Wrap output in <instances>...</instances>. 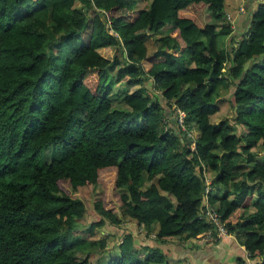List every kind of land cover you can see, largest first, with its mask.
Instances as JSON below:
<instances>
[{
    "label": "trees",
    "instance_id": "obj_1",
    "mask_svg": "<svg viewBox=\"0 0 264 264\" xmlns=\"http://www.w3.org/2000/svg\"><path fill=\"white\" fill-rule=\"evenodd\" d=\"M228 1L0 0V264H169L131 232L112 253L99 230L133 221L160 242L195 240L207 206L264 264V2L228 52ZM123 82L139 88L115 92ZM224 100L234 115L212 121ZM109 169L119 211L94 201L83 235L73 192Z\"/></svg>",
    "mask_w": 264,
    "mask_h": 264
},
{
    "label": "crops",
    "instance_id": "obj_2",
    "mask_svg": "<svg viewBox=\"0 0 264 264\" xmlns=\"http://www.w3.org/2000/svg\"><path fill=\"white\" fill-rule=\"evenodd\" d=\"M261 2H264V0H261ZM255 3L259 2L254 1V3L250 5L248 0H231L226 3L224 12L226 17L230 21H233L234 28L232 34L218 39L219 48L230 52L233 47L238 45L240 37L248 27L250 13L254 10ZM241 6L246 7V13L239 12ZM150 42L151 41L147 42L149 49L155 48V46H150ZM146 85V88L148 87V93L151 94L152 83L148 82ZM137 87L139 88V86ZM221 92H224V90H221ZM226 102L227 101L224 100V103ZM192 132L196 138L198 136L197 129L193 128ZM115 227H121L122 233H125L124 230L133 233L134 236H136L135 243L138 245L159 248L168 258L169 264H238V259L240 257L244 258L246 253L239 238L235 235H230L218 242L209 243H205L200 239L183 241L178 237L168 238L166 241L160 242L155 239L154 233L147 235L146 230H144L143 227H138L133 221L124 223L121 226H110L111 230L108 233L114 237H118V242L115 245L120 243L124 236H119L121 231ZM115 245L111 247L108 243L106 250H112V253L118 254L119 249H117Z\"/></svg>",
    "mask_w": 264,
    "mask_h": 264
},
{
    "label": "rangeland",
    "instance_id": "obj_3",
    "mask_svg": "<svg viewBox=\"0 0 264 264\" xmlns=\"http://www.w3.org/2000/svg\"><path fill=\"white\" fill-rule=\"evenodd\" d=\"M139 1V0H136ZM141 4V2H140ZM79 6H81L79 4ZM206 18L209 19L210 18V14L207 11L206 12ZM150 46L154 47V44H152L150 42ZM100 53L106 57L112 58L113 55L115 54L113 50L111 49H104L101 50ZM114 91L115 92H121V91H129V92H133L134 90H136L138 87L137 86H128L126 83H118L113 85ZM234 115V111L231 107V105L226 102L223 105H221V110L220 112H218L216 115L212 116V121L214 122H219L223 119H227V118H231ZM242 130V128H241ZM50 148L45 150V156L43 157V159L40 161V165L43 164H47L51 161V150H49ZM257 154L259 155L257 159L261 160L262 156L264 154V149L261 147L257 148ZM208 176H210V174L208 173ZM73 195L78 196L80 198H82L84 200V202L86 203L87 206V212L85 214V216L83 217V219L80 220V230L82 232H84L83 235H85L86 233V229H89V226L91 225V223H94L95 221L97 222L100 218V215L97 213L93 202L96 200H100L103 202V205L106 209L112 210L115 213H118V207L120 204V200H119V195L118 192L116 190L115 187V172L113 170H104L100 173V179H99V183L95 186H89L87 188L84 189H79V191L77 193L73 192ZM129 222V221H127ZM126 222V223H127ZM156 225V224H154ZM110 226L107 224L105 228L100 229V237H98V239H104L106 238V241L109 243V245L112 247L113 245H115L118 242V237H114L112 236L110 233H108L111 229ZM117 229H119L121 231V227H115ZM129 229V228H127ZM126 233V230H124ZM124 232L120 233L119 236H123L125 234ZM143 243V242H142ZM106 250H102V248H97V250L95 251L94 254V259L99 256L102 255ZM84 255V254H82Z\"/></svg>",
    "mask_w": 264,
    "mask_h": 264
},
{
    "label": "built area",
    "instance_id": "obj_4",
    "mask_svg": "<svg viewBox=\"0 0 264 264\" xmlns=\"http://www.w3.org/2000/svg\"><path fill=\"white\" fill-rule=\"evenodd\" d=\"M256 1H261V0H256ZM247 9L245 6H241L239 8V12L240 13H246ZM230 21V20H229ZM232 28L233 27V21H230ZM174 120H176L177 125L183 130V131H187L188 132V136L192 138V143H191V148L194 149L195 148V135L193 134L192 131L187 130L186 125H185V112L178 109L176 111V114L174 116ZM203 176L205 178V182L206 185L208 186L206 191L209 190V184L211 183V177L208 176V172L206 171V169H204L203 171ZM205 218L207 219V221L210 222V224L212 225L210 228H208V230L206 232H203L201 234H199L197 236V239L202 240L203 242H214L217 240H222L226 237H229L230 234L228 233L226 227L224 226L223 223H221L219 215L217 213V210L214 207H210L207 206L206 207V211H205ZM245 261L244 264H255L254 261L252 259H250V256L248 254V252L246 251L245 253Z\"/></svg>",
    "mask_w": 264,
    "mask_h": 264
}]
</instances>
